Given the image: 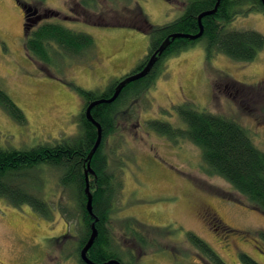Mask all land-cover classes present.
Returning a JSON list of instances; mask_svg holds the SVG:
<instances>
[{
  "label": "rangeland",
  "instance_id": "374dc122",
  "mask_svg": "<svg viewBox=\"0 0 264 264\" xmlns=\"http://www.w3.org/2000/svg\"><path fill=\"white\" fill-rule=\"evenodd\" d=\"M27 1L29 12L34 11L28 17L39 15L38 23L53 18L91 35L94 56L58 60L56 66L36 60L24 45L25 11L16 0H0V87L27 118L20 124L0 107L2 149H30L77 136L84 103L71 84L103 92L113 79L135 71L148 55L149 34L142 30L146 18L152 26L168 24L183 15L188 0H96L95 8L81 0ZM230 28L264 35V14L237 17ZM184 102L236 120L264 151V51L253 62L222 54L208 61L201 41L168 58L155 84L128 102L131 115L120 118L104 148L111 170L122 180L110 225L123 259L131 264H210L190 242L187 233L192 232L227 264H242L241 253L264 264L258 239L264 214L225 179L206 174L201 150L192 142H171L147 128L154 119L185 128L174 109ZM39 169L44 182L39 195L56 208L55 217L44 220L28 205L14 207L0 198V264H80L76 205L61 188L59 171ZM128 218L148 228L150 248L127 234L123 221ZM157 228H166L161 237Z\"/></svg>",
  "mask_w": 264,
  "mask_h": 264
},
{
  "label": "trees",
  "instance_id": "16d2710c",
  "mask_svg": "<svg viewBox=\"0 0 264 264\" xmlns=\"http://www.w3.org/2000/svg\"><path fill=\"white\" fill-rule=\"evenodd\" d=\"M16 1L25 11L24 45L31 57L48 66L54 64L56 66L58 60L89 61L94 56L95 41L91 35L52 21L53 18L38 23L39 15L28 17L34 13V11L29 12L30 3L27 0ZM39 1L43 2V0ZM217 2L218 0H188L183 15L162 26H152L146 18L148 26L142 30L149 34L148 55L130 74L140 71L172 34H197L200 31L199 15L214 9ZM81 4L95 8L96 0H81ZM254 12L264 14L262 0H222L214 15L203 18L204 34L201 38L176 39L159 57L146 77L128 84L114 102L100 104L93 108L92 115L102 126L103 133L101 144L91 160V168L95 175L89 177L93 195V214L98 219L96 222L98 236L88 252V257L92 261L105 263L118 260L122 264H131L124 261L123 251L117 244L110 225L116 199L122 189V180L115 171L111 170L109 158L104 149L109 137L115 133L120 118L128 113L131 115L132 108L126 107L128 102L135 101L155 84L157 78L163 74L164 63L168 58L190 50L201 41L205 43L208 61L219 54L236 61H255L264 51V35L254 29L230 28V24L237 17H246ZM123 78L113 79L103 92L87 90L75 83L71 84L72 89L84 103L77 116L80 129L77 136L40 144L30 149L0 148V198L6 199L14 207L28 205L47 221L54 219L56 208L42 194L39 195L44 182H41L38 171L42 166H48L60 172L59 184L63 191L69 192L72 203L76 205L75 217L81 219V236L78 245L80 264H85L80 252L92 234L94 222V218L87 210L85 171L88 157L98 138L97 128L87 119L85 112L91 102L112 97L116 86ZM0 107L16 122L27 123L23 110L1 87ZM174 109L185 128L175 127L169 122L158 119L147 121V128L171 142L179 139L192 142L201 150L203 169L206 174L225 179L236 192L246 198L254 209L264 214V151L256 146L249 130L232 118L200 111L191 102L176 105ZM59 208L65 216L64 205H60ZM66 219L69 220L67 217ZM70 219L72 220L73 217ZM123 226L138 245L143 249L150 248L147 238L149 232L145 225L136 219L128 218L123 221ZM165 229L157 228V234L160 236ZM187 236L210 264H227L203 239L192 232H188ZM258 239L264 245L263 231L259 232ZM240 260L242 264H260L246 253H241Z\"/></svg>",
  "mask_w": 264,
  "mask_h": 264
},
{
  "label": "water",
  "instance_id": "95a60500",
  "mask_svg": "<svg viewBox=\"0 0 264 264\" xmlns=\"http://www.w3.org/2000/svg\"><path fill=\"white\" fill-rule=\"evenodd\" d=\"M222 0H218L216 6L214 9L212 10H208L205 11L203 13H201L198 17V21H199V26H200V31L197 34H172L171 36H169L163 43L162 45L158 48V50L149 58L147 64L138 72L130 74L128 76H126L125 78H123L119 84L116 86L114 94L112 97L110 98H102V99H98L95 100L93 102H91L87 109H86V117L88 120H90L97 128L98 131V138L96 141V144L91 152V154L88 157V164L86 167V171H85V177H86V181H87V186H86V194L88 197V202H87V210L89 212V214L92 216V218H94V222L92 223V234L88 240V242L86 243V245L84 246V248L81 250L80 252V256L82 261L85 264H122L120 261L118 260H111L105 263H97L92 261L91 259H89L88 257V252L91 249V247L93 246L97 236H98V230L96 228V222L98 221V219L95 217V215L93 214V195L91 193L90 190V183H89V177L90 175H95L94 170L91 168V160L93 158V155L95 153V151L98 149L99 145L101 144L102 141V126L94 119L93 115H92V110L95 106L100 105V104H104V103H112L114 102L121 94L122 90L130 83L135 82L137 80H140L144 77H146L154 68L156 62L158 61L159 57L164 53V51L171 45V43L173 41H175L176 39L179 38H186V39H190V40H197L199 38H201L204 34V26L202 23V20L204 17L209 16V15H214L219 6H220V2ZM262 3L264 5V0H262ZM41 19V18H39ZM38 19V20H39Z\"/></svg>",
  "mask_w": 264,
  "mask_h": 264
}]
</instances>
